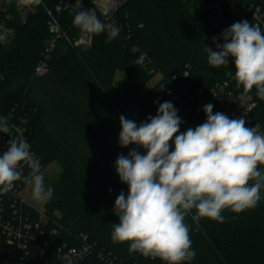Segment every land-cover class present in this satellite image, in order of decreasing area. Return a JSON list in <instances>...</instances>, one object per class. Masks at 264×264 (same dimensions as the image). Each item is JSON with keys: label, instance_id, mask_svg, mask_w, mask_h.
I'll list each match as a JSON object with an SVG mask.
<instances>
[{"label": "trees", "instance_id": "obj_1", "mask_svg": "<svg viewBox=\"0 0 264 264\" xmlns=\"http://www.w3.org/2000/svg\"><path fill=\"white\" fill-rule=\"evenodd\" d=\"M190 1L125 0L111 17L120 28L115 38L105 28L94 34L90 49L60 40L45 76H36L34 69L50 38L47 11L41 8L23 22L11 10L9 24L15 37L10 44H0V115L25 128L41 170L53 162L61 164L57 179L44 180L54 189L45 210L49 222L61 229L52 243L90 246L87 259L77 264H162L158 258L130 253V242L115 243L111 238L113 224L119 223L113 211L116 197L128 192L115 161L135 147L119 145L120 116L139 124L156 115L159 103L170 101L182 120L180 130L185 131L205 122L206 104L213 105L214 113L222 112L220 98L229 96L218 85L228 84L226 92L236 100L243 94L236 87L231 60L227 66L211 67L204 45L215 51L212 38L235 22L247 20L264 30V0H205L210 7L196 16L188 11ZM85 3L106 24L94 0ZM77 12L70 8L57 15L72 35L79 29L73 24ZM141 54L149 65L139 64ZM118 71L123 73L120 85L114 82ZM157 74L161 78L151 86ZM250 95L256 103L252 110L226 115L244 116L248 127L260 124L264 130V100L255 89ZM6 143L0 134V151ZM15 183L19 189L27 185L22 180ZM223 215V223L201 219L199 231L191 216L187 218L195 251L188 264H264V199L254 209ZM33 258L34 264L53 262L49 255Z\"/></svg>", "mask_w": 264, "mask_h": 264}, {"label": "clouds", "instance_id": "obj_2", "mask_svg": "<svg viewBox=\"0 0 264 264\" xmlns=\"http://www.w3.org/2000/svg\"><path fill=\"white\" fill-rule=\"evenodd\" d=\"M32 2L40 4L41 0ZM73 24L92 34L106 28L86 9L75 14ZM119 32V27L110 29L113 38ZM212 40L215 51L204 45L207 63L220 68L231 60L236 87L243 89L241 99L250 100L255 89L264 100V30L243 20ZM203 111L205 122L185 131L180 130L182 120L170 101L159 103L156 115L139 124L120 116L119 145L135 147L115 161L116 173L128 192L116 197L113 211L119 223L113 224L111 238L115 243L130 242V253L158 258L162 264H188L195 256L192 228L186 222L189 216L199 231L201 219L223 223L224 211L240 214L264 199L261 125L248 127L244 116L214 113L211 103ZM9 119L0 115V134L10 133ZM24 166L30 169L26 176ZM21 180L31 186L34 200L52 198L54 189L45 186L40 161L30 144L11 138L7 150L0 151V192L10 191Z\"/></svg>", "mask_w": 264, "mask_h": 264}, {"label": "built area", "instance_id": "obj_3", "mask_svg": "<svg viewBox=\"0 0 264 264\" xmlns=\"http://www.w3.org/2000/svg\"><path fill=\"white\" fill-rule=\"evenodd\" d=\"M116 10L125 0H115ZM49 2L52 5H49ZM44 8L48 15V30L50 38L45 43L41 52L40 59L34 69L36 76H45L50 72V62L58 43L62 39L75 46L86 49L92 46L93 34L78 29L75 35L65 31L60 23L58 16L64 10L74 8L78 12L88 10L96 15L93 8L86 5L85 0H41L40 4H35L32 0L27 3H19L18 0H3L0 6V44H10L15 37V29L10 26L13 19L11 10L14 9L23 22H26L31 16ZM258 10V9H257ZM114 14V13H113ZM112 14V15H113ZM112 15L106 20V29L110 37V29L114 26L111 20ZM104 16V14H103ZM255 17L260 20L258 11ZM139 64L149 65L145 54H141L138 59ZM176 79V76L173 77ZM223 94L229 96L228 99L220 98L221 110L225 114L238 116L252 110L256 103L251 97L250 100H236L231 92H226L228 84L218 85ZM11 131L4 134L5 139L23 138L26 140L25 128L21 124L9 123ZM27 141V140H26ZM7 150V143L2 151ZM30 169L24 166L23 173ZM28 184L19 189L14 187L8 192H0V264H34V256L44 259L48 255L53 259L50 264H77L84 262L91 252L88 244L79 246H57L51 239L55 238L60 228L52 225L46 216L45 204L43 209L36 206L35 203L28 202L22 195ZM48 235V237H47ZM86 241V238H83Z\"/></svg>", "mask_w": 264, "mask_h": 264}, {"label": "rangeland", "instance_id": "obj_4", "mask_svg": "<svg viewBox=\"0 0 264 264\" xmlns=\"http://www.w3.org/2000/svg\"><path fill=\"white\" fill-rule=\"evenodd\" d=\"M3 4V0H0V6ZM210 7V3L206 2L205 0H191L188 5V11L192 16H196L200 13H202L205 9ZM105 7H103V4L99 3L97 9L101 11L104 14ZM94 37V34H93ZM93 45V42H92ZM92 47V46H91ZM91 47H88L86 49H90ZM161 78V75L157 74L153 80L150 82V85L153 86L156 84ZM123 81V73L118 71L114 76V82L116 85H120ZM44 174V180L46 178L51 179H57L61 173H62V166L59 162H53L50 165H48L46 168L42 170ZM23 197L30 203H35L36 206H38L40 209H43L44 204L47 202V200L44 201H36L32 197V190L31 186L28 185L26 189L22 193Z\"/></svg>", "mask_w": 264, "mask_h": 264}, {"label": "water", "instance_id": "obj_5", "mask_svg": "<svg viewBox=\"0 0 264 264\" xmlns=\"http://www.w3.org/2000/svg\"><path fill=\"white\" fill-rule=\"evenodd\" d=\"M116 1L115 0H109L105 11H104V17L108 18L110 17L115 11H116Z\"/></svg>", "mask_w": 264, "mask_h": 264}, {"label": "crops", "instance_id": "obj_6", "mask_svg": "<svg viewBox=\"0 0 264 264\" xmlns=\"http://www.w3.org/2000/svg\"><path fill=\"white\" fill-rule=\"evenodd\" d=\"M109 0H94V4L96 5V7H98V4L101 3L103 4V7L107 6Z\"/></svg>", "mask_w": 264, "mask_h": 264}]
</instances>
